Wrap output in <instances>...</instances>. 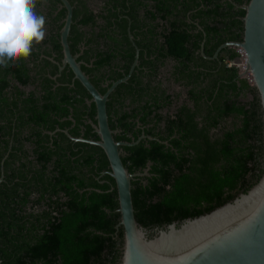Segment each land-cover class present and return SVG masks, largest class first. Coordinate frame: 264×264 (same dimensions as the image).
Here are the masks:
<instances>
[{"label": "trees", "instance_id": "1", "mask_svg": "<svg viewBox=\"0 0 264 264\" xmlns=\"http://www.w3.org/2000/svg\"><path fill=\"white\" fill-rule=\"evenodd\" d=\"M47 1L37 7L36 0L34 9L45 18L43 41L33 43L29 57L0 67L1 264H115L123 236L115 181L99 146L63 132L99 139L88 122L96 123L90 94L68 66L58 71L66 11L59 0ZM68 1L70 51L100 93L134 60L128 21L139 48L138 66L109 94L106 112L115 140L153 138L122 147L129 172L149 164L148 175L131 180L140 225L150 229L208 213L258 180L264 137L257 93L236 66L227 65L239 56L234 48L208 58L220 44L242 39L244 10L234 15L233 3L249 0H110L114 7L97 13L89 0ZM111 19L115 28H109ZM83 27L88 30L80 49ZM167 59L173 60L170 77L185 88L188 101L173 111L176 95L156 79ZM230 117L234 126L216 133Z\"/></svg>", "mask_w": 264, "mask_h": 264}, {"label": "water", "instance_id": "2", "mask_svg": "<svg viewBox=\"0 0 264 264\" xmlns=\"http://www.w3.org/2000/svg\"><path fill=\"white\" fill-rule=\"evenodd\" d=\"M59 1L66 14L59 35L63 56L58 71L68 66L73 78L90 94L88 102L95 104L96 123L92 120L88 122L99 139L74 137L67 130L63 132L73 141L99 146L108 159L110 169L107 174L114 179L117 191V211L120 214L117 228L122 227L123 232L120 255L115 264H264V166L251 187L208 213L150 229L137 222L131 180L148 175L149 164L142 172H129L121 160L122 147L133 146L143 138H153L141 134L130 142L115 140L116 130L109 126L106 103L109 94L117 85L126 82L138 66L139 49L133 42L135 54L128 73L112 81L106 91L100 93L81 69L78 55H73L69 48L73 6L68 0ZM238 8L244 10L240 18L242 39L220 44L210 58H217L226 47L244 52V69L239 72V77L247 76L257 93L264 137V0H249ZM129 38L132 40L133 36L129 35ZM203 42L200 44L201 55L205 56ZM2 181L3 175L0 176V183Z\"/></svg>", "mask_w": 264, "mask_h": 264}, {"label": "clouds", "instance_id": "3", "mask_svg": "<svg viewBox=\"0 0 264 264\" xmlns=\"http://www.w3.org/2000/svg\"><path fill=\"white\" fill-rule=\"evenodd\" d=\"M36 0H0V67L27 58L33 43L43 41L45 18L34 11Z\"/></svg>", "mask_w": 264, "mask_h": 264}, {"label": "flooded vegetation", "instance_id": "4", "mask_svg": "<svg viewBox=\"0 0 264 264\" xmlns=\"http://www.w3.org/2000/svg\"><path fill=\"white\" fill-rule=\"evenodd\" d=\"M106 1V2H105ZM224 1V0H223ZM229 2H232V0H228ZM245 3H247V2H245ZM244 4V3H243ZM37 5V7H47V5H48V1L47 0H40V3L39 4H36ZM233 5H234V10H232V12H233V14L234 15H236V12H237V10L238 9H240V8H238L240 5H238V4H236V3H233ZM242 5V4H241ZM60 7V6H59ZM102 7H104V9H107V11L109 10V9H112L114 6L112 5V3H110V0H100V4H99V6L98 7H96V9H95V11L94 12H99L100 10H101V8ZM236 7V8H235ZM120 9V8H119ZM119 9H118V11H119ZM107 11H105V13H107ZM142 14H143V10L142 9H139V15L140 16H142ZM120 17L122 18V17H125V14H121L120 15ZM111 22H113L112 23V25L109 27V28H115V24H116V21L114 20V19H111ZM186 22L187 23H189L190 25H192V24H194V26L195 27H199L198 26V23H197V21L196 20H191V19H189L188 17L186 18ZM129 26H130V21H128V28H127V34H128V37H129V35H132L131 34V32L129 31ZM192 28V27H191ZM81 30H83L84 31V35H83V39H82V41H81V44L78 46L80 49H83V43H84V38H85V33L87 32V28H85V27H83ZM197 30H195V32H196ZM129 40L130 41H132V44H133V39L131 40L130 38H129ZM159 41H162V39L161 38H159ZM204 43V42H203ZM134 46V45H133ZM138 48V47H137ZM139 49V48H138ZM200 54H201V47H200ZM210 58V57H209ZM28 64H29V66H31V62H28ZM167 66H169V68H171L172 66H173V60H171V59H167V60H165L164 61V64L161 66V67H159L158 68V75H157V77H156V79H157V81H159V83H160V85L162 86V83H161V79H160V75H161V72L164 70V68H166ZM139 68L141 69V71L143 72V74L144 73H146L147 72V70L144 68V67H140L139 66ZM47 70V69H46ZM169 73H170V71H169ZM30 74H34V71H31L30 72ZM109 81V80H108ZM108 81H106L105 83H107ZM172 81H174L173 79H172ZM183 87V86H182ZM25 91H29L30 89H34V88H36V90H38L39 88L38 87H35V86H26V87H22ZM162 88H164L163 86H162ZM184 88V87H183ZM165 89V88H164ZM185 89V88H184ZM262 161L264 162V154H263V159H262Z\"/></svg>", "mask_w": 264, "mask_h": 264}, {"label": "rangeland", "instance_id": "5", "mask_svg": "<svg viewBox=\"0 0 264 264\" xmlns=\"http://www.w3.org/2000/svg\"><path fill=\"white\" fill-rule=\"evenodd\" d=\"M100 4V0H89L88 1V7L89 9L95 11L96 7H98ZM170 68L167 66L164 68V70L161 72L160 79L162 86L171 94L176 95V100L174 101L173 106L171 107L170 111H173L175 106H178L182 103H188L186 100V93L185 89L178 83H175L172 81L170 77ZM249 82V78L246 76L245 77ZM251 84V83H250ZM247 99V97H246ZM234 126V120L230 117L223 121L218 129L215 130L216 133H220L222 129H229Z\"/></svg>", "mask_w": 264, "mask_h": 264}, {"label": "built area", "instance_id": "6", "mask_svg": "<svg viewBox=\"0 0 264 264\" xmlns=\"http://www.w3.org/2000/svg\"><path fill=\"white\" fill-rule=\"evenodd\" d=\"M236 52L239 54V56L234 59L233 61H229L227 62L228 66H236L239 69V72L242 71L244 69V61H245V57H244V52L240 49H235ZM239 58V61L237 60Z\"/></svg>", "mask_w": 264, "mask_h": 264}]
</instances>
